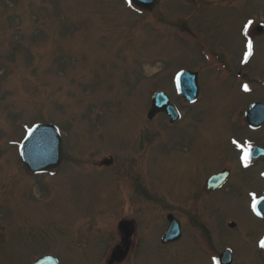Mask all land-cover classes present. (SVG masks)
Returning a JSON list of instances; mask_svg holds the SVG:
<instances>
[{
	"label": "rangeland",
	"instance_id": "rangeland-1",
	"mask_svg": "<svg viewBox=\"0 0 264 264\" xmlns=\"http://www.w3.org/2000/svg\"><path fill=\"white\" fill-rule=\"evenodd\" d=\"M183 68L197 71L202 86L190 107L170 83ZM263 82L264 0H157L146 12L125 0H0V264H30L45 253L61 264H108L123 217L135 220L140 245L123 264H210L186 217L184 236L159 246L169 206L143 199L148 191L156 197L157 181L167 188L174 163L178 178L195 173V183L236 157L234 139L245 150L264 147V126L251 131L243 121L249 102L264 103ZM156 89L191 128H169L170 143L187 144L170 166L161 156L168 119L146 118ZM36 122L60 129L65 157L51 176L30 175L19 157ZM187 150L200 153L202 165L190 170ZM109 157L111 167L96 166ZM232 170L225 186L234 194L209 209L216 214L208 220L210 241L231 245L236 264H264L254 248L264 219L245 205L250 192L259 193L264 160Z\"/></svg>",
	"mask_w": 264,
	"mask_h": 264
},
{
	"label": "flooded vegetation",
	"instance_id": "flooded-vegetation-1",
	"mask_svg": "<svg viewBox=\"0 0 264 264\" xmlns=\"http://www.w3.org/2000/svg\"><path fill=\"white\" fill-rule=\"evenodd\" d=\"M198 79H199V75H198ZM170 83L172 85L173 90H175L173 76L170 77ZM199 84H200V90H201L202 88L201 83ZM199 94H200V91H199ZM177 99L180 100V102L182 101L183 103H185L184 106H187V107H190L192 104L195 103V102L189 103L181 97H178ZM179 111H180V117H178L177 119L169 120L167 118L168 126H169V127L167 126L168 135L161 136L162 138H164V142L168 141L167 149L166 151H164V153L166 154L161 155V156L166 157L167 159L166 161H169L167 166L171 165L176 155L181 154L182 152L181 147H183L184 145H187L186 142L183 143V146L181 145V142H182L181 138L170 143L169 135L171 136V134H169V128L173 126H179L182 129H184V131H187V130L190 131L191 129L190 126L188 125V121L186 120V118H184V114L182 113L181 109H179ZM157 136H159V134H157ZM232 147H235V145L233 144ZM188 152L189 151L187 150L183 154V156H186V157H183L182 160L186 163L185 165L190 166L188 167L190 170H191V167H193V165L191 164L196 163V165H198V163H200L202 165V156L200 153L198 155H192V154L190 155ZM234 152L236 153L235 158L233 155L230 156V159L228 156L224 157L223 159H224V162L226 163H223L221 166H219V168L217 167L213 169V171H209L207 174H204L201 178L199 176L200 180L198 178L196 181L198 180L199 181L198 182L195 181V183H190V181L195 179L194 178L195 173H191L190 175L189 174L187 175L186 177L187 182L183 177L178 178V176L180 175V172L178 170L180 169L177 163L176 164L174 163L169 167V169L172 168V171L169 172L168 177H170V182L168 181L169 185L167 186V188H162L160 184H157L158 182L157 181L155 183L156 187L153 188L151 191V192L157 193L156 197L149 198L151 197L149 194V191L148 193H145V195H147V198L145 199L142 198L143 200L147 202H151V203L154 202L156 203V205H161V204L166 205L167 204L169 206L167 211L173 214V216L177 219L179 223V231H180L179 238H176V240L171 241L166 245L174 244L177 241H179V239H181L182 236H184L185 228L182 223L181 217H186V220H187L186 228H190L192 230L194 243L197 246L198 252H200L202 256L206 255L209 252L210 264H222L221 262L220 263L218 262L219 256L223 250L228 249L231 254L230 255L231 261L227 264H233L234 249L232 248V246L227 245V244L226 245L220 244L219 246H214L212 242L210 241L211 234H210V229H209L210 226H209L208 220L213 218L214 215L216 214H214V212H211L210 214L209 209L215 211L216 205L220 204L222 200L221 196L224 197V195L228 196V194H231V195L234 194L232 193L233 190L230 187L225 186L228 183L232 175V171H233L232 167L237 168L238 169L237 171H241V170L247 171V170H250L251 168L253 169V167H255V165L259 163L261 160H264V157L251 158L249 151H245V149L242 150L239 147H236V149L234 148ZM156 157L157 155L154 157V159ZM140 162L143 163V157H140ZM164 165L166 166V164ZM227 165L229 167H227ZM220 171L222 172L227 171L226 179L223 181V183L221 182L220 184H218L219 182L217 179L211 180L209 182L207 181V179L211 175L218 173ZM258 176L263 181L262 184L260 185L261 188L259 189L260 191L259 196H262L261 190L264 189V184H263L264 175H261V173L258 171ZM184 184H187V186L185 189L182 190ZM163 190H166V192L164 193ZM179 191L183 193L181 196H179ZM218 192H222L223 195H220L217 198L215 194ZM173 193H175V195ZM166 194H168L169 196H167ZM255 194L256 192H250L248 194L250 197L248 196L249 198H248V201L245 202V205H247L249 209H250V203L253 202L256 198ZM217 199H219V201H217ZM161 207L165 210L164 206H161ZM176 215L179 217H177ZM252 216L258 217L253 212H252ZM259 218L260 217H258V219ZM123 223L126 225L125 226L126 231L123 230V233L119 237L118 242L114 246L115 250L113 251L112 260H114V258H116L118 255H120L123 258V250L126 251L125 253L127 255V254H130V252H135L140 248L139 239H138V231H137L135 221L133 219L130 220V219L124 218ZM127 223L129 224V227ZM224 224H227L231 229L236 227V224L232 220H226ZM196 226H200L202 230H199L198 228H196ZM127 228H128V232H127ZM158 238H160V236ZM263 238H264V229L260 230L254 239V248L260 253H264V250L261 248V245H260L261 240ZM160 245L161 244H159V246ZM162 245H165V244H162ZM234 264L236 263L234 262Z\"/></svg>",
	"mask_w": 264,
	"mask_h": 264
},
{
	"label": "water",
	"instance_id": "water-1",
	"mask_svg": "<svg viewBox=\"0 0 264 264\" xmlns=\"http://www.w3.org/2000/svg\"><path fill=\"white\" fill-rule=\"evenodd\" d=\"M135 6L142 10H152L155 6L156 0H131ZM261 29V27H259ZM195 74L191 72H184L181 78L184 79L186 87L182 88L184 95L194 97L197 92L195 85ZM163 110L169 114H172L173 108L169 104L167 96L162 92H157L152 97V107L148 112V117L153 116L157 111ZM246 120L248 124L255 128L261 123H264V104L255 102L248 107L245 112ZM55 131V127L51 124H39L34 126L29 132L26 139L23 141L21 147V157L24 164L32 170H43L59 163L62 156V148L57 139L44 138L42 135L49 134ZM257 151L256 149H254ZM261 213L264 215V202L259 205ZM34 264H58L57 260L50 256H43L36 260Z\"/></svg>",
	"mask_w": 264,
	"mask_h": 264
},
{
	"label": "snow or ice",
	"instance_id": "snow-or-ice-1",
	"mask_svg": "<svg viewBox=\"0 0 264 264\" xmlns=\"http://www.w3.org/2000/svg\"><path fill=\"white\" fill-rule=\"evenodd\" d=\"M249 47L251 48V42H249Z\"/></svg>",
	"mask_w": 264,
	"mask_h": 264
}]
</instances>
